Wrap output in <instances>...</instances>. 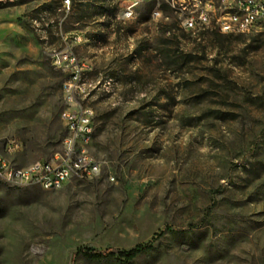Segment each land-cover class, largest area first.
<instances>
[{
  "label": "rangeland",
  "instance_id": "1",
  "mask_svg": "<svg viewBox=\"0 0 264 264\" xmlns=\"http://www.w3.org/2000/svg\"><path fill=\"white\" fill-rule=\"evenodd\" d=\"M237 1L213 0L212 26ZM126 4L0 0V150L19 139L21 165L61 150L68 49L96 86L83 103L102 163L57 189L0 179V264H264V22L193 33L173 2L128 19ZM149 241L131 260L73 261Z\"/></svg>",
  "mask_w": 264,
  "mask_h": 264
},
{
  "label": "built area",
  "instance_id": "2",
  "mask_svg": "<svg viewBox=\"0 0 264 264\" xmlns=\"http://www.w3.org/2000/svg\"><path fill=\"white\" fill-rule=\"evenodd\" d=\"M125 1L127 4L123 9V17L132 18L135 8L142 0ZM167 1L173 2L174 8L182 11V14L186 13L183 24L193 33L212 28L227 34L249 33L264 22V1L238 0L231 9H239V16H228L227 10L215 17L213 26L211 17L216 13L213 0H207V5H200V0H188L193 5L188 10L184 5L186 0ZM156 11L160 9L155 8L152 13ZM54 62L63 70L69 71L62 87L66 104L60 112L65 126L61 150L49 159L21 165L14 160H7V153L16 154L22 148L21 141L14 138V145L4 146L0 150V178H8L9 183L50 190L62 187L73 178L94 179L101 173V161H93L86 153V145H92L95 135V111L83 103L90 90L96 87L83 78L88 65L68 49L55 52ZM83 158H90V165H83Z\"/></svg>",
  "mask_w": 264,
  "mask_h": 264
},
{
  "label": "trees",
  "instance_id": "3",
  "mask_svg": "<svg viewBox=\"0 0 264 264\" xmlns=\"http://www.w3.org/2000/svg\"><path fill=\"white\" fill-rule=\"evenodd\" d=\"M205 1V0H204ZM168 32H171V29L167 30ZM218 34V32H214ZM152 241H149L146 244H140L136 247L130 249V250H114V249H105V250H97L94 248H84V249H78L74 256L73 261L79 256L84 255L90 259L100 260V259H108V258H114V257H124L126 259H134L142 252L152 249Z\"/></svg>",
  "mask_w": 264,
  "mask_h": 264
},
{
  "label": "bare ground",
  "instance_id": "4",
  "mask_svg": "<svg viewBox=\"0 0 264 264\" xmlns=\"http://www.w3.org/2000/svg\"><path fill=\"white\" fill-rule=\"evenodd\" d=\"M259 1H264V0H259ZM200 5H207V0H200ZM156 13V12H155ZM228 16H239V9H230L228 11ZM74 56H77L76 54H74ZM64 102L66 104V96L64 95ZM9 146H12V145H9ZM89 147L90 145H86V153H87V156L88 157H91V159L93 161H96L89 153ZM7 160H11L7 157ZM83 165H90V158H83ZM2 180H5L7 182H9V179L8 178H0ZM57 188H60V187H57Z\"/></svg>",
  "mask_w": 264,
  "mask_h": 264
}]
</instances>
